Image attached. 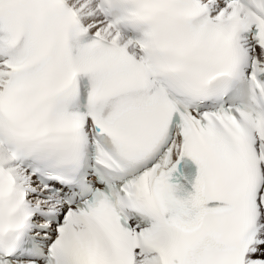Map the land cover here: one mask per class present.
I'll return each mask as SVG.
<instances>
[{"label": "snow or ice", "instance_id": "1", "mask_svg": "<svg viewBox=\"0 0 264 264\" xmlns=\"http://www.w3.org/2000/svg\"><path fill=\"white\" fill-rule=\"evenodd\" d=\"M0 264H264V0H0Z\"/></svg>", "mask_w": 264, "mask_h": 264}]
</instances>
